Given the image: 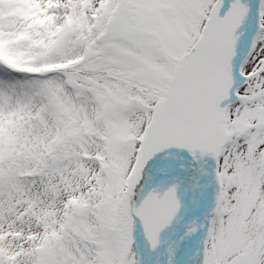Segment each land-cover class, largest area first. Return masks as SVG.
Returning a JSON list of instances; mask_svg holds the SVG:
<instances>
[{
	"label": "snow or ice",
	"instance_id": "snow-or-ice-1",
	"mask_svg": "<svg viewBox=\"0 0 264 264\" xmlns=\"http://www.w3.org/2000/svg\"><path fill=\"white\" fill-rule=\"evenodd\" d=\"M0 264H264V0H0Z\"/></svg>",
	"mask_w": 264,
	"mask_h": 264
}]
</instances>
